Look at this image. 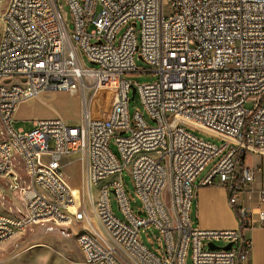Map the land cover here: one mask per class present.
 Segmentation results:
<instances>
[{"label": "built area", "instance_id": "2783aa9c", "mask_svg": "<svg viewBox=\"0 0 264 264\" xmlns=\"http://www.w3.org/2000/svg\"><path fill=\"white\" fill-rule=\"evenodd\" d=\"M3 1L0 178L9 180L23 209L0 212V243L34 224L56 225L69 236L71 226L83 223L76 236L83 264H188L189 255L192 264H241L249 258L251 241L240 230L202 228L192 210L198 186L222 187L244 229L254 223L241 199L256 192L264 225V179L255 191L260 168L246 164L247 154L264 153V0H65L72 27L59 0H10L2 10ZM79 51L97 68H85ZM138 54L148 69L139 68ZM138 72L157 79L139 82ZM88 76L115 89L107 117L88 109L83 124L55 116L34 119L29 131L13 126L21 102L49 90L85 93ZM133 87L154 124L140 111L130 115ZM76 152L83 153L89 184L131 166L139 212L115 179L101 186L96 202L91 198L96 227L64 173L63 158ZM111 185L122 218L113 212ZM152 228L159 233L154 248L141 238ZM216 241L232 245L211 249Z\"/></svg>", "mask_w": 264, "mask_h": 264}, {"label": "rangeland", "instance_id": "374dc122", "mask_svg": "<svg viewBox=\"0 0 264 264\" xmlns=\"http://www.w3.org/2000/svg\"><path fill=\"white\" fill-rule=\"evenodd\" d=\"M9 1L10 0L3 1L1 6L2 10L8 6ZM59 1L63 5V9L68 13V22L72 27L73 22L69 6L66 4L65 0ZM126 28L127 25L119 30L116 43H118ZM2 32L3 22L0 20V40ZM139 32L140 27L139 24H137L138 35ZM79 55L85 68H97V65L92 63L83 52L79 51ZM136 60L140 69H148L150 67L144 60L139 58V54L137 55ZM134 79L139 82H150L156 80L157 75L153 72H138ZM84 82L86 84L85 93L81 88L77 90L76 93H70L64 90H49L42 92V95L39 97H34L23 103V108L20 109L19 107L15 114L13 122L14 127L18 129L22 126L24 130L29 131L33 127L34 119L55 116H61L71 124H83L85 123L86 112L88 109L93 116L107 117L113 105L115 89L106 86H98L95 83L94 78L89 76L84 78ZM252 106L251 103H246L247 108H252ZM128 109L131 116H133L136 111H140L144 114L149 124H154L153 120L147 115L137 92L134 96H132L131 92ZM2 131L3 127L0 121V137L3 138L5 135ZM193 132L207 141L215 142L217 144L222 143L220 140L207 133L197 130H194ZM112 148L115 152H118L117 146L113 144V142ZM255 158L256 160L258 159V157ZM218 159L219 157H215L208 163L200 174V179L204 178L209 172H211ZM62 163L69 185L71 184V186L77 188L79 191V198H76L77 206L82 207L84 201L85 208L91 217L93 224L96 227H100L94 214L91 198L96 202L102 184H92V186H90L91 184L88 182L82 152H76L74 155L64 157ZM246 163H252L249 154L246 156ZM15 166L20 168L17 161L15 162ZM115 179L124 182L132 206L135 211L139 212L141 201L135 194L132 167L127 166L122 174H118L108 180H110L109 182H112ZM8 181L9 180L0 178V212L17 215V211L23 209V201L18 195H16V192L13 191L10 186H7ZM48 197L50 198V196ZM110 200L113 212L118 217L122 218L123 213L119 208L117 196L112 185L110 186ZM86 224L90 225L88 221ZM83 226V223H75L70 227L71 234L69 236H65L62 233L61 228L53 224L39 223L28 226L25 230L17 233L10 240L0 243V264H83L84 257L76 240V236L80 233ZM158 235V231L152 228L150 230V236L142 231L141 238L150 248H154L158 244L156 237ZM215 244L218 246L226 245L222 241H216ZM188 264H192L191 255L188 257Z\"/></svg>", "mask_w": 264, "mask_h": 264}, {"label": "crops", "instance_id": "0c3cea01", "mask_svg": "<svg viewBox=\"0 0 264 264\" xmlns=\"http://www.w3.org/2000/svg\"><path fill=\"white\" fill-rule=\"evenodd\" d=\"M29 100L21 102L17 110L19 107L22 109L23 103ZM19 128H22V126ZM249 155L251 156L252 163L246 164L252 168H260V173L256 176L257 181L253 185L255 191H257L262 186L264 179V153H249ZM255 157H258V159L256 160ZM108 179L98 184H106L110 181ZM202 180L203 178L200 179L198 177L197 184L199 185ZM241 200L252 213V221L254 224L247 228H240L237 214L229 203L227 192L222 187L218 186H198L196 188L192 218L194 222L202 228L240 230L243 238L251 241L249 258L244 260L241 264H264V225H260L258 219V195L256 192L244 194ZM262 206L264 207V203Z\"/></svg>", "mask_w": 264, "mask_h": 264}, {"label": "water", "instance_id": "95a60500", "mask_svg": "<svg viewBox=\"0 0 264 264\" xmlns=\"http://www.w3.org/2000/svg\"><path fill=\"white\" fill-rule=\"evenodd\" d=\"M132 96L135 95V93L137 92V89L135 87L132 88ZM231 243H228L227 245L225 246H218L216 245L215 243H210L209 246L211 249H220V248H223V249H229L231 247Z\"/></svg>", "mask_w": 264, "mask_h": 264}, {"label": "bare ground", "instance_id": "6f19581e", "mask_svg": "<svg viewBox=\"0 0 264 264\" xmlns=\"http://www.w3.org/2000/svg\"><path fill=\"white\" fill-rule=\"evenodd\" d=\"M0 20H1V19H0ZM1 21H2V20H1ZM75 93H76V92H75ZM90 186H92V184H91ZM70 188H71V190H72V192H73L75 198H79V191H78V189L75 188V187H73V186H71V184H70Z\"/></svg>", "mask_w": 264, "mask_h": 264}]
</instances>
